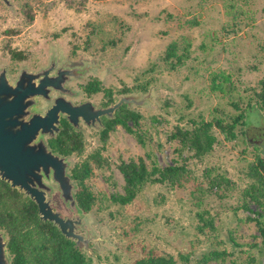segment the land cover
<instances>
[{
    "label": "rangeland",
    "instance_id": "374dc122",
    "mask_svg": "<svg viewBox=\"0 0 264 264\" xmlns=\"http://www.w3.org/2000/svg\"><path fill=\"white\" fill-rule=\"evenodd\" d=\"M10 1L0 0V58L7 59L6 51L13 48L26 54L21 71L45 68L53 58L60 66L86 67L83 77L69 84L78 90L100 83L102 89L90 95L97 104H113L126 95L143 100L125 104L141 112L139 123L129 124L145 143L120 123L105 141L100 128L88 126L77 130L82 151L67 155L71 174L89 158L93 167L85 184L97 201L83 211L84 225L77 231L91 237L95 263L132 264L154 252L174 255L177 264H264L256 219L261 209L253 201L244 207L241 196L250 182L249 163L257 153L264 155V116L249 107L255 101L252 88L264 78V0ZM172 42L178 45L174 57L183 56L175 68L163 58ZM83 94L76 100L85 99ZM236 104L247 123L232 140L214 128L218 141L205 155L195 156L170 137L177 123L237 113ZM98 151L102 164L91 156ZM141 158L149 168L154 162L161 167L184 163L189 179L182 185L149 183L131 203L113 202V194L125 193L121 160ZM207 170L232 184L202 193L209 188ZM78 188L77 181L75 192ZM53 196L55 209L72 216L59 193ZM198 212L215 217L214 232L200 229ZM214 249L225 254L202 262Z\"/></svg>",
    "mask_w": 264,
    "mask_h": 264
},
{
    "label": "trees",
    "instance_id": "16d2710c",
    "mask_svg": "<svg viewBox=\"0 0 264 264\" xmlns=\"http://www.w3.org/2000/svg\"><path fill=\"white\" fill-rule=\"evenodd\" d=\"M177 46L176 42L170 43L163 55L165 60H171V68H175L183 61L182 55L174 57L177 53ZM86 89L91 93L100 91L102 87L98 82H90ZM252 89L255 101H249V107L259 109L264 116V78L260 80L258 88ZM106 94L110 96L111 91H107ZM236 107L237 113H229L226 116L218 115L212 120L189 118L184 124L177 123L176 129L170 137L178 139L182 148L193 150L195 156H203L210 152L218 141L214 128L223 132L227 139L232 140L238 137L239 125H245L247 120L245 111L240 110L239 104H236ZM121 108L114 117L106 119L104 128L100 130L101 140L105 141L110 131L120 123L130 132L135 133L141 143H145L142 133L134 130L129 124V120L138 124L142 116L141 112L127 108L126 104ZM57 138L60 143L66 140V144H62L59 149L63 154L71 155L74 152H81L83 149L80 132H77L76 129L71 130L69 123ZM91 156L96 158L99 164H102L99 151ZM119 168L126 180L125 193L113 194L111 200L121 205L131 203L138 192L149 183L168 180L172 185H182L189 179L185 178L188 169L184 163L161 167L154 162L153 166L149 168L143 158L139 161L122 159ZM72 175L77 179L79 185L76 191L78 205L83 211L89 212L97 201L96 194L85 184L86 179L93 175L90 158L81 164H76L72 168ZM205 175L210 178L209 188L203 190L202 193H210L215 189L218 193L224 184H232L231 179L223 174L211 176L207 170ZM247 176L250 178V182L241 191L243 206L249 207V202L253 201L260 207L261 211L256 219L263 235L264 245V155L256 154L255 160L248 165ZM197 215L203 222L200 225L202 231L207 227L213 232L216 230L213 215L206 217L205 212H198ZM0 226L7 231L9 236L8 248L12 254V264H96L94 257L85 249L76 246L74 240L63 234L58 225L52 221L41 219L38 205L30 196L12 188L1 179ZM224 254L225 251L211 250L203 254L202 262L206 263L210 259L219 258ZM132 264H177V259L172 254L150 252L148 255L136 259Z\"/></svg>",
    "mask_w": 264,
    "mask_h": 264
},
{
    "label": "water",
    "instance_id": "95a60500",
    "mask_svg": "<svg viewBox=\"0 0 264 264\" xmlns=\"http://www.w3.org/2000/svg\"><path fill=\"white\" fill-rule=\"evenodd\" d=\"M58 61L53 58L48 66L36 71L23 68L14 81L0 73V177L37 203L41 219L58 225L63 234L76 240V246L93 255L91 237L77 231L84 225V213L76 199L77 179L70 173L71 162L67 155L55 152L46 137L58 133L63 114L75 127L81 119L92 126L96 120L101 121V115L112 116L123 103L143 100L126 95L107 107H97L91 101L75 103L67 98L75 93L69 83L83 77L86 67L60 66ZM48 101L53 105L48 106ZM11 123L14 131L7 133ZM55 192L73 211L72 216L65 217L55 209ZM8 241L0 228V264H12Z\"/></svg>",
    "mask_w": 264,
    "mask_h": 264
},
{
    "label": "flooded vegetation",
    "instance_id": "af4514ba",
    "mask_svg": "<svg viewBox=\"0 0 264 264\" xmlns=\"http://www.w3.org/2000/svg\"><path fill=\"white\" fill-rule=\"evenodd\" d=\"M1 1H3L4 3H6L7 1H5V0H1ZM8 3V2H7ZM6 3V4H7ZM7 59H4V58H0V73H6L7 74V76L10 78V79H12L13 81L14 80H16V79H18V77H19V75H20V73H21V68H22V65H23V62H21L20 60L21 59H24V58H26V54H24L22 51H19V50H16V49H13V48H10V49H8L7 51ZM15 63H16V65H15ZM18 68L16 71H15V68ZM85 89V90H84ZM80 88V89H78V90H75V93L71 96V95H68L67 96V98H69L70 99V96L72 97L71 99L73 100V102H75V103H83V102H86V101H91V102H93L92 100H91V96L90 95H93L94 93H96V92H98V91H92L91 93L89 92V91H87L86 90V88ZM80 90V91H79ZM83 93H85V94H87V97L85 98V99H83V100H76V98L78 99V94H80V95H82ZM79 95V96H80ZM84 95V94H83ZM89 95V96H88ZM112 102H114V101H112ZM112 102H110V103H108V104H106V105H101V104H97V103H95V102H93V103H95V105L97 106V107H99V106H103V107H107V106H109V105H111V103ZM53 101H48V103H47V105L48 106H52L53 105ZM125 104V103H124ZM123 105V104H122ZM48 108V107H47ZM120 108V107H119ZM119 108H117V110L113 113V115L112 116H109V115H106V114H103V115H101V121H98V120H96V122H95V124L94 125H92V127L94 128H96V129H101V128H104V126H105V121H106V119H108V118H112V117H114L115 116V114H116V112L118 111V109ZM42 110H44V112L47 110L44 106H43V108H42ZM67 123H69L70 124V127H71V130L72 129H76V130H81V131H84L85 130V128L86 127H88L87 126V124H85V122H84V120L83 119H81V121H80V123H79V126L78 127H75L73 124H71L70 122H69V120L67 119V117H66V115L65 114H63L62 116H61V121H60V130L58 131V133L55 135V136H47L46 138H47V142H48V144L50 145V147L55 151V152H57V153H60L61 155H67V154H63L59 149H60V146L62 145V144H66V140L64 141V142H62V143H60V141H59V139L57 138L58 137V135L65 129V127H66V124ZM9 131H14V124L13 123H11L10 125H8L7 126V133L9 132ZM53 141H54V143H53ZM59 143V144H58ZM0 179L1 180H3L4 182H7V184H9V186H11V184H10V182H8V181H6V180H4V179H2L1 177H0ZM12 188H15V189H17V190H19L18 188H16V187H13V186H11ZM23 192V191H22ZM25 193V192H24ZM74 240V242L76 243V240L75 239H73Z\"/></svg>",
    "mask_w": 264,
    "mask_h": 264
}]
</instances>
